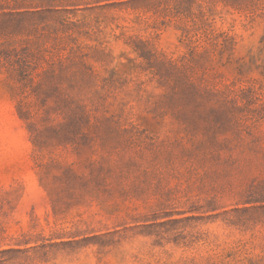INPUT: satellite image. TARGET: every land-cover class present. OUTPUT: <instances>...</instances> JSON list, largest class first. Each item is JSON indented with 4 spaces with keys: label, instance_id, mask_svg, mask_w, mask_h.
<instances>
[{
    "label": "rangeland",
    "instance_id": "374dc122",
    "mask_svg": "<svg viewBox=\"0 0 264 264\" xmlns=\"http://www.w3.org/2000/svg\"><path fill=\"white\" fill-rule=\"evenodd\" d=\"M0 264H264V0H0Z\"/></svg>",
    "mask_w": 264,
    "mask_h": 264
}]
</instances>
